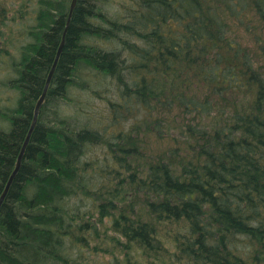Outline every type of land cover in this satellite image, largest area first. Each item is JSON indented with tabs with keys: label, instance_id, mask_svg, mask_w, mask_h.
<instances>
[{
	"label": "trees",
	"instance_id": "obj_1",
	"mask_svg": "<svg viewBox=\"0 0 264 264\" xmlns=\"http://www.w3.org/2000/svg\"><path fill=\"white\" fill-rule=\"evenodd\" d=\"M70 1L0 0V194ZM127 12L107 19L97 0H77L0 207V264H78L72 252L105 219L126 241L118 264H264V0H134ZM102 74L119 83L110 119L119 120L122 101L137 112L129 132L108 136L63 109L73 89L96 92L91 79ZM133 130L141 145L157 138L163 150L127 149ZM95 145L101 152L91 154Z\"/></svg>",
	"mask_w": 264,
	"mask_h": 264
},
{
	"label": "rangeland",
	"instance_id": "obj_2",
	"mask_svg": "<svg viewBox=\"0 0 264 264\" xmlns=\"http://www.w3.org/2000/svg\"><path fill=\"white\" fill-rule=\"evenodd\" d=\"M101 6L102 12L107 16V19L112 20H121V16L123 15L122 21L127 20V16L131 11V7L133 6L134 0H97ZM115 7V8H113ZM110 8V9H109ZM115 11V12H114ZM127 12V13H126ZM111 25L110 23H107ZM99 45L103 46L104 49H119V45L115 40H103L97 39ZM122 59L121 61V74H124V77H132L130 64L128 63V51L127 49L122 47ZM91 76V75H90ZM97 79L92 78L91 82L96 92L86 91L85 90H77L73 89L69 96L73 98V101H69L70 103L63 107L66 113L70 114L72 119H78L82 123H85L88 128H101L105 129L106 134L114 135L117 132H129L130 123L134 120V114L137 112L135 110H130L127 108L131 103L122 101V108L120 112L117 114V118L119 120L113 121L110 119V113L113 111V108L110 107V103L107 102V99H115L117 97L116 87H118V82L115 79V76L109 75H98ZM124 83V82H123ZM116 86V87H115ZM122 86V85H121ZM63 106V105H62ZM120 106L114 107L118 108ZM131 136H128L124 140V146L127 149H130V145L135 144L136 147H139L141 151L147 154L156 155L163 150L162 145L160 144L157 138H149L146 145L140 144V139L136 136L135 130ZM184 142L180 143V146H183ZM138 145V146H137ZM100 145H95L93 147V151L91 154L100 153ZM149 152V153H148ZM129 154V152H128ZM113 157V156H112ZM131 155L126 158L125 161L130 159ZM112 166L108 169L109 171H114L117 166L116 162H113ZM128 162V161H127ZM129 163V162H128ZM82 209L84 211H88L90 207V202L83 200L82 201ZM106 209L109 211L110 207L106 206ZM94 219L97 217L96 213H89L87 218ZM98 221V220H97ZM105 223H107L108 227H102L100 230L95 233L89 234V244L83 249L74 250L72 252V259H75L78 264H118V262H124L123 252L125 250L126 241L123 236H119L114 233L112 230V225L105 219ZM115 236V237H114ZM130 256L132 252L129 253ZM126 258V256H125ZM75 262H67L66 264H74Z\"/></svg>",
	"mask_w": 264,
	"mask_h": 264
},
{
	"label": "water",
	"instance_id": "obj_3",
	"mask_svg": "<svg viewBox=\"0 0 264 264\" xmlns=\"http://www.w3.org/2000/svg\"><path fill=\"white\" fill-rule=\"evenodd\" d=\"M76 3H77V0H71L70 1V8H69V12H68V17H67V20H66V28L68 27L69 23H70V19L72 17V12L74 10V7L76 6ZM65 28V30H66ZM65 30L64 32L62 33V38H61V42H60V45L57 49V52L55 54V57H54V61L52 63V66L50 68V71H49V74H48V77L46 79V83H45V86H44V89L42 91V93L40 94L39 98L37 99L36 103H35V106H34V110H33V115H32V120H31V123H30V127L27 131V134H26V139L22 145V148H21V151L19 153V156L17 158V161H16V164H15V168H14V171L10 177V179L7 181L3 191L1 192L0 194V207L7 195V192L10 188V185H11V182H12V179L14 177V175H16L17 171L19 170L20 168V164H21V158H22V154H23V151L26 147V144L29 140V137L31 136L36 124H37V121H38V117H39V113H40V108L46 98V95H47V88H48V85H49V82L51 80V77L53 75V72L55 70V67L57 65V62H58V59L60 57V54H61V51H62V48H63V45H64V42H65V38H64V34H65Z\"/></svg>",
	"mask_w": 264,
	"mask_h": 264
},
{
	"label": "bare ground",
	"instance_id": "obj_4",
	"mask_svg": "<svg viewBox=\"0 0 264 264\" xmlns=\"http://www.w3.org/2000/svg\"><path fill=\"white\" fill-rule=\"evenodd\" d=\"M77 4V3H76ZM76 7V6H75ZM75 7H74V9H75ZM113 8H115V7H113ZM110 9V8H109ZM74 11V10H73ZM115 12V11H114ZM72 14H73V12H72ZM68 17V16H67ZM72 18V17H71ZM70 23H71V19H70ZM70 23H69V25H68V27L66 28V26L64 27V30H65V28H66V30H65V34H64V38H65V36H66V33H67V30H68V28H69V26H70ZM66 25V24H65ZM64 32V31H63ZM59 60V59H58ZM58 63V62H57ZM56 68V67H55ZM55 71V70H54ZM54 73V72H53ZM53 76V75H52ZM48 77V76H47ZM51 79H52V77H51ZM46 83V82H45ZM50 83H51V80H50V82H49V85H48V88H49V86H50ZM45 86V85H44ZM48 88H47V91H48ZM44 89V88H43ZM31 137V136H30ZM30 137H29V140H30ZM26 139V138H25ZM29 140H28V142H29ZM25 141V140H24ZM28 142H27V144H28ZM24 143V142H23ZM27 144H26V147H27ZM26 147H25V149H26ZM22 148V147H21ZM25 149H24V151H23V154H22V158H21V162H22V159H23V156H24V152H25ZM20 151H21V149H20ZM20 153V152H19ZM19 156V155H18ZM18 158V157H17ZM16 164V163H15ZM20 166H21V164H20ZM15 168V167H14ZM20 169V168H19ZM13 171H14V169H13ZM13 171H12V173H13ZM19 171V170H18ZM17 171V172H18ZM12 173H11V175H12ZM17 174V173H16ZM11 175H10V177H11ZM15 176L16 175H14V177H13V179H12V181L14 180V178H15ZM10 177H9V179H10ZM8 179V180H9ZM12 183V182H11Z\"/></svg>",
	"mask_w": 264,
	"mask_h": 264
}]
</instances>
